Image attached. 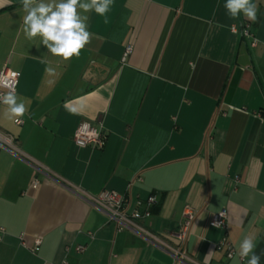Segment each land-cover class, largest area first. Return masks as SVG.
Masks as SVG:
<instances>
[{
    "label": "crops",
    "instance_id": "1",
    "mask_svg": "<svg viewBox=\"0 0 264 264\" xmlns=\"http://www.w3.org/2000/svg\"><path fill=\"white\" fill-rule=\"evenodd\" d=\"M225 2L114 0L109 23L88 13L94 38L64 62L39 37L25 39L21 0H0V70L18 72L28 109L17 125L0 107V134L15 146L0 147V264H246L238 251L248 235L260 254L264 0H254L255 23L230 18ZM239 23L254 47L231 31ZM83 121L100 127L103 149L73 142ZM103 190L125 194L129 210L156 197L150 217L134 221L143 232L118 230L88 201ZM186 208L197 219L180 245ZM222 209L230 259L215 249L222 230L209 225Z\"/></svg>",
    "mask_w": 264,
    "mask_h": 264
},
{
    "label": "clouds",
    "instance_id": "2",
    "mask_svg": "<svg viewBox=\"0 0 264 264\" xmlns=\"http://www.w3.org/2000/svg\"><path fill=\"white\" fill-rule=\"evenodd\" d=\"M10 3V0H6ZM114 0H21L22 16L21 29L26 40L34 41L39 37L40 45L46 47L47 53L68 62L73 57L79 58L81 51L94 38L89 29L88 13L94 11L104 17V23H109L107 13L111 11ZM224 8L232 19H237L241 14L253 23L258 20V4L254 0H226ZM222 26V25H219ZM232 31L236 34V28ZM245 36L248 33H243ZM251 39V37H249ZM41 63L46 65L45 73L54 76L56 69L46 59ZM16 76V73H12ZM71 102H65V108L75 114L77 109L69 107ZM0 104L6 106L4 115L8 119L15 118L17 124L23 123V117L28 109L26 102L17 96L14 88H9L6 93H0ZM214 227H219L214 223ZM257 245L255 237L245 236L239 245L238 255L241 260L246 259V264H260L264 249L256 254Z\"/></svg>",
    "mask_w": 264,
    "mask_h": 264
},
{
    "label": "built area",
    "instance_id": "3",
    "mask_svg": "<svg viewBox=\"0 0 264 264\" xmlns=\"http://www.w3.org/2000/svg\"><path fill=\"white\" fill-rule=\"evenodd\" d=\"M233 26H235L236 28V33L241 34V36L246 40H250L249 45L251 47H254L256 45V40L253 38L248 24L239 23ZM245 31L248 33L247 36L243 34ZM249 37H251V39H249ZM131 50V46H127L125 49V55L129 54ZM12 73H16L17 75L13 76ZM18 79V72L4 65L0 70V93H6L7 91H9L10 87L14 88L16 93ZM1 106H3V104H0V107ZM15 124L17 123L15 122ZM21 124L22 123L17 125ZM105 140L106 138L103 132L101 131L100 127H97L87 121L81 122L77 126L73 134V142L79 147H92L94 149H103L105 145ZM0 147L15 149V146L13 144V137L7 134H0ZM37 184L38 182L35 181L33 186H37ZM87 199L93 206L103 210L106 213L108 220L114 221L117 224L118 230L133 228L135 230H139L140 232H143V230L137 228L134 224V221L150 217L151 209L157 203L155 196H149L144 201L138 200L135 206L131 210H129L130 201L128 197L125 194H121L113 190H103L95 196H87ZM196 219L197 212L190 208H186L183 214L181 229L176 234L180 245L184 244L188 239L189 235L192 233V228ZM214 223L218 224L219 227H214ZM209 225L213 228L220 229L223 232L221 238L215 244V249L217 251L224 250L226 257L229 259L234 257L236 255V251L227 234V211L225 209H222L212 214L211 219L209 221ZM0 232L2 233L3 229H0ZM40 243V239H37L35 241V250L38 249ZM76 250L77 252L81 253L85 250V247L82 245H78L76 247ZM238 258L241 260L239 255ZM44 264L51 263L45 262Z\"/></svg>",
    "mask_w": 264,
    "mask_h": 264
}]
</instances>
